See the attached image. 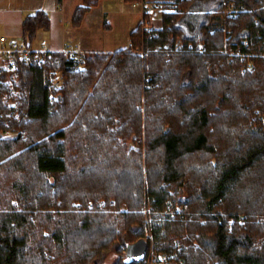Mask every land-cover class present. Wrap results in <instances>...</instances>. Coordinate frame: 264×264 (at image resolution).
<instances>
[{"label":"trees","instance_id":"16d2710c","mask_svg":"<svg viewBox=\"0 0 264 264\" xmlns=\"http://www.w3.org/2000/svg\"><path fill=\"white\" fill-rule=\"evenodd\" d=\"M168 6L153 38L140 23L130 48L81 68L54 51L0 88V264H130L147 230L184 264H264V0ZM50 28L27 15L23 39Z\"/></svg>","mask_w":264,"mask_h":264},{"label":"built area","instance_id":"2783aa9c","mask_svg":"<svg viewBox=\"0 0 264 264\" xmlns=\"http://www.w3.org/2000/svg\"><path fill=\"white\" fill-rule=\"evenodd\" d=\"M130 7L137 12L140 13L142 16L143 22H148L151 17L155 18H162L163 13L167 10L164 9L165 6L162 3L158 2H150L148 0H139L133 3H130ZM229 15L234 12L232 7H228L225 10V16L227 17L228 12ZM145 30H151L150 27H146ZM150 34L148 37L153 38L151 35V31L148 32ZM226 41H230V35H226ZM46 40L42 41V44H46ZM232 44H235L232 42ZM190 49H194L197 52L203 53L205 52V45L204 43L200 42L198 47L192 48L193 46H189ZM54 52V50H48L44 47H34L27 44V42L23 38H11L8 36H1L0 37V75H5L4 73H8L15 78L18 77V74L22 68V66L29 65V64H38L44 65L46 55L49 53ZM56 52L62 53L68 60H70L74 65L75 68H81L84 66L86 54L89 51L83 49L80 45L73 44L70 42L64 43L61 49L57 50ZM225 52H231L232 54L236 55H246V53L241 52L240 50H234L232 47H226ZM137 54H145V50L135 52ZM253 63H249L246 68H252ZM16 80V79H15ZM1 88V87H0ZM3 102L7 104V106L11 108H15L17 106V102L12 98L8 97V94H3ZM1 114V112H0ZM7 134H10L7 132ZM89 206H93V202L89 201ZM172 215L179 216L180 218L184 217V208L182 206H177L173 209ZM241 219V218H240ZM152 236L145 238L147 241ZM148 250H150L148 248ZM137 264H184L183 257L179 254L178 251H153L152 249L148 252L145 258L142 261L137 262Z\"/></svg>","mask_w":264,"mask_h":264},{"label":"crops","instance_id":"0c3cea01","mask_svg":"<svg viewBox=\"0 0 264 264\" xmlns=\"http://www.w3.org/2000/svg\"><path fill=\"white\" fill-rule=\"evenodd\" d=\"M114 1L115 0L100 1L97 6L90 9L84 22H88L90 16H92L94 12L100 10V8H103L104 6L108 7V4ZM148 1L154 2V0ZM165 1L157 2L162 3L166 7L168 6V3ZM173 2H175V0L172 1V3ZM82 5L83 0H0V37L8 36L11 38H23L22 25L26 16L43 10L47 12L50 17L51 28L49 30L41 29L38 31V41L35 40L34 42L36 46L57 51L62 48L64 43L70 42L80 45L83 49L89 52H101L100 50H96L93 44L88 40V37H84L81 27L84 22L78 26L73 24L74 13L76 9ZM172 11V8H167L164 13ZM99 14L102 16L101 21L103 24L108 28H111L112 25L110 26L109 24V20H112L111 12L108 10H102ZM137 14L139 13L137 12ZM162 20L163 19H161V26L157 29L162 28ZM140 23H138L130 32L132 33L135 31ZM105 32L108 31L101 30V33ZM43 40H46L47 42L45 45L42 44ZM128 41L130 44L131 39L129 38ZM102 51L104 52V50Z\"/></svg>","mask_w":264,"mask_h":264},{"label":"rangeland","instance_id":"374dc122","mask_svg":"<svg viewBox=\"0 0 264 264\" xmlns=\"http://www.w3.org/2000/svg\"><path fill=\"white\" fill-rule=\"evenodd\" d=\"M157 1L158 2L159 1L164 2L165 0H156V2ZM172 1H174V0L165 1V2L168 3V5H169V3H172ZM129 6H130V3H127L124 0H115L114 2H110L108 4V7L104 6L103 8H100V10L94 12V14L92 16H90L88 22H84V20H85V18H84V20L82 21V23L83 22L84 23L81 26L82 32H83L85 38H87V37L89 38L88 40L90 41V43L93 44V46L96 48V50H100L101 52H103L102 50H104V52H117V51H120L122 49H126L125 47L130 46L129 41H128L130 38V33H131L130 31L140 22L142 23V31L143 32L146 31V33L154 30L155 28L157 29L161 26V19L162 18L151 17L147 23L143 22L142 16L139 15L140 13L138 12L139 14H137V11L132 9ZM167 8H169V6H166L164 9H167ZM102 10H105V11L108 10L111 12L112 20H109L110 26L112 25L111 28H108L101 21L102 16L99 13ZM168 11H170V10H168ZM226 13H228V15H229V11ZM163 15H164V13H163ZM222 17H225V15L223 14ZM221 21H222L221 18L219 20H216L215 21L216 22L215 27H220ZM145 25L150 27L151 30H145L146 29ZM102 29L104 31H108V32L101 33ZM35 40L38 41V38L36 37ZM171 40H172V37H169V41H171ZM32 46L39 48L34 43ZM128 47H127V49H128ZM143 50H146V48L144 46H142L141 48H138L137 51H135V52L143 51ZM189 50H191V49L189 48ZM224 51L225 50H223V52ZM97 52H99V51H97ZM4 74L5 75H3V76L0 75V87H2L3 85H8L9 88H13V84L18 81V78H15L14 76L9 75L8 73H4ZM49 79L53 83H57L56 81H62V77H61L60 72L59 73H53V74L51 72V74H49ZM8 133H10V134H7V132H5L4 135H2L1 137H5V138L16 137L19 132L18 131L17 132L9 131ZM144 212H145L146 217L148 219V214H149L148 210H145ZM150 235L153 237V234L151 233V231L147 230L145 238L149 237ZM179 241H180L179 239L175 240L174 244L179 242ZM148 242H149V249L150 250L152 249L153 251H156L158 253L159 252L157 250L158 247H157V244H155L153 238H152V240H151V238H149ZM150 250H148V252ZM116 259H117V255L114 252H111L107 255L103 264H113V263H115Z\"/></svg>","mask_w":264,"mask_h":264},{"label":"water","instance_id":"95a60500","mask_svg":"<svg viewBox=\"0 0 264 264\" xmlns=\"http://www.w3.org/2000/svg\"><path fill=\"white\" fill-rule=\"evenodd\" d=\"M148 248L149 243L145 238L128 245L125 262L133 264L142 261L147 254Z\"/></svg>","mask_w":264,"mask_h":264}]
</instances>
